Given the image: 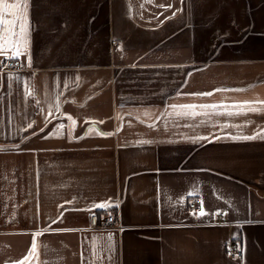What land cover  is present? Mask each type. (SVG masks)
Wrapping results in <instances>:
<instances>
[{"label":"crops","instance_id":"obj_1","mask_svg":"<svg viewBox=\"0 0 264 264\" xmlns=\"http://www.w3.org/2000/svg\"><path fill=\"white\" fill-rule=\"evenodd\" d=\"M19 2L31 66L0 54V264H264V0Z\"/></svg>","mask_w":264,"mask_h":264},{"label":"snow or ice","instance_id":"obj_2","mask_svg":"<svg viewBox=\"0 0 264 264\" xmlns=\"http://www.w3.org/2000/svg\"><path fill=\"white\" fill-rule=\"evenodd\" d=\"M27 5L26 4H22L19 2V0H17V2H9V0H0V54L4 55V57L6 59H18L19 57H21L22 55H26L27 54V63L28 66H31V55L28 52L29 49V45H30V41L28 39L29 36V30H28V20H27V11H26ZM11 17V18H9ZM11 51V56L8 55V52ZM0 67H3V63L0 62ZM189 75H191V73H189ZM11 79V78H9ZM18 79V77H17ZM77 80H79V77L76 78ZM65 87L67 88L68 85L65 84ZM219 91V90H218ZM237 91H241L240 89H237ZM28 95L31 96L33 95V92L31 90H29ZM192 95H212V93H193ZM37 103H39V101H37ZM260 103H264V102H260ZM57 110H59V104L56 105ZM173 109H175L177 106L176 105H172L171 106ZM185 109H195L197 106L196 105H185V106H181ZM200 107L202 108H215V105H201ZM243 106H241V111H243ZM43 111V109L41 110ZM247 111H251V112H259L260 109L256 108V107H252L249 106ZM182 115H196L197 113H195L194 111H186L184 113H181ZM228 115H233V113L229 112L227 113ZM239 114V113H236ZM52 113L49 112V116H51ZM69 120H72V118L69 116L68 117ZM50 120L48 119V117L45 118V126L47 125V123H49ZM76 125V121L72 120V125L71 128L74 129ZM58 133L57 134H62V132H60V130H62L64 128L63 124H59L58 126ZM222 127H228V125H223ZM28 128H32V124H28ZM41 131H43V129H41ZM92 131V129H89V132H86L85 135H88L90 132ZM35 134V133H34ZM71 134V132L69 133ZM101 135L104 136H108V135H112L113 133H99ZM258 136H261L260 133H257L255 136H238V137H231L232 139H256ZM81 139L83 137H80ZM219 137H217L218 139ZM264 138V137H262ZM196 139L198 140H206L207 137H197ZM141 143H148V141H142ZM14 147H19V145H15ZM3 149V146H0V150ZM189 195H192V193H189ZM71 203V202H68ZM63 207V206H61ZM92 207L94 208H98V209H110V208H118L119 207V202L118 201H106V202H101L98 204H94ZM198 214L199 216H205L208 215V213L205 212L204 207H203V202H201V207L199 209L198 213H193ZM215 215H226V213H222V212H217L215 213ZM55 222V221H54ZM48 229H44L43 231H37L36 233H34V241L32 244V247L30 249L29 255H34L36 254V250H37V245L35 243V237L40 236L43 234V232H47ZM65 231H69V230H65ZM107 240L108 243L105 244L103 241ZM111 239L112 236L111 234H109L106 238L104 237H98L96 238V240L100 241L99 244V250L102 252L104 250H110L111 249ZM93 249L97 248V244L96 241L94 240L93 244H92ZM28 257H25V260H27ZM110 259V257H109ZM17 264H23V261L17 262ZM42 264H44V262H42ZM89 264H97V260L93 259L89 261ZM102 264V261H101Z\"/></svg>","mask_w":264,"mask_h":264},{"label":"built area","instance_id":"obj_3","mask_svg":"<svg viewBox=\"0 0 264 264\" xmlns=\"http://www.w3.org/2000/svg\"><path fill=\"white\" fill-rule=\"evenodd\" d=\"M7 66H8V68L19 69L21 67V64L17 60H11V61H8ZM200 205H201V198L200 197H194L190 200V203H189L190 208L197 209L200 207ZM98 222L99 221H98L97 215L91 216L92 226H94V227L99 226L100 224ZM115 222H116V218H115L114 214L106 213L105 222L103 223V227L115 225ZM227 253L230 254L231 256H234V257H241L242 256V252L239 249L229 248V249H227Z\"/></svg>","mask_w":264,"mask_h":264},{"label":"trees","instance_id":"obj_4","mask_svg":"<svg viewBox=\"0 0 264 264\" xmlns=\"http://www.w3.org/2000/svg\"><path fill=\"white\" fill-rule=\"evenodd\" d=\"M111 213V212H110Z\"/></svg>","mask_w":264,"mask_h":264}]
</instances>
